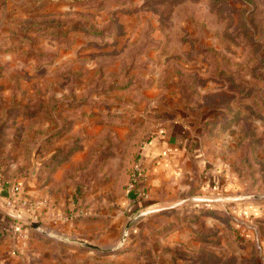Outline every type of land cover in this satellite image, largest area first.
Masks as SVG:
<instances>
[{
    "label": "rangeland",
    "instance_id": "rangeland-1",
    "mask_svg": "<svg viewBox=\"0 0 264 264\" xmlns=\"http://www.w3.org/2000/svg\"><path fill=\"white\" fill-rule=\"evenodd\" d=\"M177 124L180 170L147 176L136 211V160ZM16 184L60 215L1 195L32 230L0 235V264H264V0H0V189Z\"/></svg>",
    "mask_w": 264,
    "mask_h": 264
},
{
    "label": "crops",
    "instance_id": "crops-1",
    "mask_svg": "<svg viewBox=\"0 0 264 264\" xmlns=\"http://www.w3.org/2000/svg\"><path fill=\"white\" fill-rule=\"evenodd\" d=\"M178 128L172 130L168 129L165 130L166 132L159 131L157 134L151 136L150 141L148 142L147 146L144 147L142 152V158H141V167H137V179L139 182V185L141 189L145 191V193L148 192V181L147 176H151L153 174H156L157 176H152L150 179L152 180V183H156L157 177H167L169 175L175 174L173 173L174 170H177L178 172L180 169L181 162L183 161V151H187V147L183 143V137L180 135V133L184 130V127L180 124H177ZM180 132V133H179ZM198 161L201 164H204V159L199 156ZM206 163V162H205ZM224 170L223 168H208L204 174L206 183L209 184L211 178L214 176H219L218 178H221L220 182L224 181L223 175L225 173L222 172ZM158 179V178H157ZM202 181H204L202 179ZM215 180H213L214 182ZM218 181V180H217ZM219 182V181H218ZM231 182V181H230ZM203 183V182H202ZM30 182H28V186H30ZM231 183H228V181L225 182V185H227L225 188H229ZM32 189V187H29ZM8 190L3 193L4 198L8 196ZM30 193V192H29ZM3 200V198H2ZM17 212H20V214L29 215L30 217L33 215L36 217H39L40 219H46L48 216L49 220L53 221V218L56 216H59L60 214L58 210L55 208L51 210V212H45L44 214H40L39 207H16L14 208ZM8 212V211H7ZM6 211L0 210V235L5 233H8V228L13 224L15 228H19L24 233H31L30 227H26L23 223H21L18 220H14L10 215H8ZM31 217V219H32ZM13 219V220H12ZM16 221V222H15ZM26 227V228H25Z\"/></svg>",
    "mask_w": 264,
    "mask_h": 264
},
{
    "label": "built area",
    "instance_id": "built-area-1",
    "mask_svg": "<svg viewBox=\"0 0 264 264\" xmlns=\"http://www.w3.org/2000/svg\"><path fill=\"white\" fill-rule=\"evenodd\" d=\"M21 190L19 188V185L16 184L13 187L9 188L8 190V196L3 199L2 201L6 206H11L13 208L16 207H24V208H34L37 206L38 203L30 202L26 197L20 194ZM0 196H1V189H0ZM34 220H30L32 222ZM17 232H20L21 230L19 228H15ZM25 234V233H24Z\"/></svg>",
    "mask_w": 264,
    "mask_h": 264
},
{
    "label": "trees",
    "instance_id": "trees-1",
    "mask_svg": "<svg viewBox=\"0 0 264 264\" xmlns=\"http://www.w3.org/2000/svg\"><path fill=\"white\" fill-rule=\"evenodd\" d=\"M138 160L139 158H137L136 160V168L138 167ZM7 187L6 188H2L1 189V195L3 196V193L6 192ZM130 195L132 196L133 199V203L135 206V210H139L140 208H145L146 206L150 205V202L145 201V191L143 189H141L138 179L137 177H133L132 181L130 183ZM4 197V196H3ZM13 220V219H12ZM16 222V221H15Z\"/></svg>",
    "mask_w": 264,
    "mask_h": 264
},
{
    "label": "water",
    "instance_id": "water-1",
    "mask_svg": "<svg viewBox=\"0 0 264 264\" xmlns=\"http://www.w3.org/2000/svg\"><path fill=\"white\" fill-rule=\"evenodd\" d=\"M37 225H38V223H36V222L31 223L32 227H36Z\"/></svg>",
    "mask_w": 264,
    "mask_h": 264
}]
</instances>
